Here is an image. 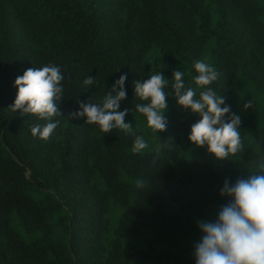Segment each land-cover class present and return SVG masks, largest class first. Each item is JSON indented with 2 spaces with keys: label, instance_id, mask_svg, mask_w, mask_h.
Here are the masks:
<instances>
[{
  "label": "trees",
  "instance_id": "16d2710c",
  "mask_svg": "<svg viewBox=\"0 0 264 264\" xmlns=\"http://www.w3.org/2000/svg\"><path fill=\"white\" fill-rule=\"evenodd\" d=\"M208 49L219 78L206 87L241 119L243 150L226 160L189 140L200 117L171 86L179 61L191 62L187 85ZM48 64L65 77L62 115L12 111L16 78ZM161 72L168 124L157 133L136 111L147 102L135 82ZM125 74L118 111L128 109L135 135L169 145L158 157L133 153V134L72 117L80 103L102 104ZM191 86L196 98L206 90ZM55 121L49 139L32 135ZM261 162L264 0H0V264H196L200 223L233 200L221 195L225 181L258 174Z\"/></svg>",
  "mask_w": 264,
  "mask_h": 264
},
{
  "label": "clouds",
  "instance_id": "9594fccd",
  "mask_svg": "<svg viewBox=\"0 0 264 264\" xmlns=\"http://www.w3.org/2000/svg\"><path fill=\"white\" fill-rule=\"evenodd\" d=\"M195 75L186 85L184 72L174 71L171 84L178 105L200 119L191 126L189 140L199 147L207 146V151L217 160H226L243 150L239 131L241 119L231 113L230 106L225 104V97L217 95L210 87L219 78L218 71L203 60L196 61ZM60 68L48 64L42 68H29L23 76L15 80L18 93L14 103L9 108L22 115L31 114L40 119L51 121L53 117L62 115L57 101L62 99L64 80ZM127 75H121L115 81L112 90L104 97L102 104L93 102L80 103V111L72 113L73 118H84L89 125H98L104 133L120 129L134 135L132 152L143 153L149 148L148 141L142 135H135L131 123L125 122L128 109L118 111L120 104L127 97L124 87ZM84 85H93L94 79L89 76ZM166 79L161 73L150 75L149 79L135 82V95L147 103L136 105V111L147 119V126L153 132L167 129L165 118L168 105L164 91ZM195 84L200 89L197 97ZM251 108V102L245 105ZM59 121L39 124L32 127L33 136L47 140L57 128ZM163 144L155 149L158 157ZM156 164V157L153 165ZM260 172L250 174L247 178L237 180L229 186L225 181L221 195L227 194L233 200L223 206L218 219L214 223L202 222L199 227L205 234L196 245V264H264V162L259 164ZM138 188L145 186L143 179L136 182Z\"/></svg>",
  "mask_w": 264,
  "mask_h": 264
},
{
  "label": "rangeland",
  "instance_id": "374dc122",
  "mask_svg": "<svg viewBox=\"0 0 264 264\" xmlns=\"http://www.w3.org/2000/svg\"><path fill=\"white\" fill-rule=\"evenodd\" d=\"M201 60H203L204 62L210 64L211 59H210V54H209V49L205 51L204 55L202 56ZM177 70L184 72V76L188 75L189 73H191L192 70V65L190 61H184V60H180L179 64L177 66ZM143 129H146V126H143ZM149 144V148L146 149V151H150V150H154L158 147V139L155 141H151L148 142Z\"/></svg>",
  "mask_w": 264,
  "mask_h": 264
}]
</instances>
